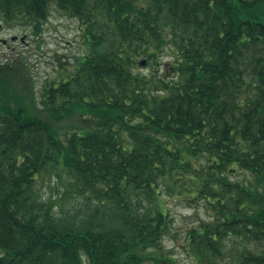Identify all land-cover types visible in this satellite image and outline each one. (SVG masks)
Wrapping results in <instances>:
<instances>
[{"label": "trees", "instance_id": "obj_1", "mask_svg": "<svg viewBox=\"0 0 264 264\" xmlns=\"http://www.w3.org/2000/svg\"><path fill=\"white\" fill-rule=\"evenodd\" d=\"M52 6L86 53L40 103L26 58L0 55V264H183L166 196L208 209L179 243L193 264H264V0H0V17L39 36ZM45 172L84 214L41 198Z\"/></svg>", "mask_w": 264, "mask_h": 264}, {"label": "rangeland", "instance_id": "obj_2", "mask_svg": "<svg viewBox=\"0 0 264 264\" xmlns=\"http://www.w3.org/2000/svg\"><path fill=\"white\" fill-rule=\"evenodd\" d=\"M44 25L43 32L37 36L29 26L11 24L0 17V55L3 61H16L20 57L26 58L32 77L36 82L39 103L45 85L54 80L57 82L63 79L62 77H65L66 73H70L75 68L80 56L86 53L83 28L78 19L68 16L56 6H52L49 18ZM14 36L16 39L13 40ZM22 37H24L23 40ZM166 52L159 59L161 66L172 58V55ZM140 66L138 70L145 73H150L153 66H155L154 71H156V67H159L155 64ZM77 119L71 117L60 122L59 125L66 129ZM233 178L242 179L243 174L237 173ZM67 184L68 180L57 177L55 173L51 177L48 172H45L38 178L36 188L43 200L56 199L59 204L55 207L56 211L71 216L84 214L85 208H83L82 199L73 190H70ZM166 203L174 218L173 230L178 235V239H173L170 236L165 240V245L174 249L175 255L183 264H193L179 243L183 239L185 227L196 224L200 219L209 218L208 209L204 202L188 203L171 196H166Z\"/></svg>", "mask_w": 264, "mask_h": 264}, {"label": "water", "instance_id": "obj_3", "mask_svg": "<svg viewBox=\"0 0 264 264\" xmlns=\"http://www.w3.org/2000/svg\"><path fill=\"white\" fill-rule=\"evenodd\" d=\"M16 37H13L12 39L14 40ZM146 63V61H143V64H145Z\"/></svg>", "mask_w": 264, "mask_h": 264}]
</instances>
